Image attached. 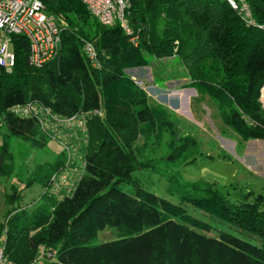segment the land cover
Returning <instances> with one entry per match:
<instances>
[{"label": "trees", "instance_id": "16d2710c", "mask_svg": "<svg viewBox=\"0 0 264 264\" xmlns=\"http://www.w3.org/2000/svg\"><path fill=\"white\" fill-rule=\"evenodd\" d=\"M42 1L60 18L55 57L31 67L26 39L10 33L14 60L10 67L0 65V178L12 174L43 189L34 205L17 203L4 211V255L16 264H264V195L249 199L247 190L228 200L209 181L182 179L176 167L199 157L200 143L181 134L167 107L149 99L125 72L150 65L152 81H163L171 58L182 66L188 78L182 86L195 90L196 103L214 105L239 140L257 138L264 146L258 100L264 0H245L254 21L247 25L225 0H132L125 12L129 33L117 22L100 25L79 0ZM85 41L92 43L97 65L83 54ZM27 100L64 116L101 109V116L86 120L84 172L69 196L45 189L50 173L63 165V151L28 169L13 154L15 143L23 158L49 139L33 118L7 110ZM143 168L164 178L168 196L140 183L134 171ZM11 190L4 200L13 204L19 191ZM216 223L227 230L214 228ZM105 226L115 237L93 242Z\"/></svg>", "mask_w": 264, "mask_h": 264}, {"label": "rangeland", "instance_id": "374dc122", "mask_svg": "<svg viewBox=\"0 0 264 264\" xmlns=\"http://www.w3.org/2000/svg\"><path fill=\"white\" fill-rule=\"evenodd\" d=\"M134 41V37H129ZM162 75L166 76L163 81H152L151 66L145 65L131 67L132 71L126 69L125 72L130 78L141 80L138 84L147 93L149 99L156 103H161L167 107L171 116L176 117V128L181 134L188 133L197 139L200 143L199 157L179 164L176 169L180 171L182 179L185 181L194 179H203L211 182L214 187L219 188L228 197V200L241 198L245 191L249 190L253 198L256 193L264 195V146L263 141L257 138L245 141L239 140L234 131L224 127L220 117L216 114L214 105L208 102H198L193 100L195 90L191 87L182 86L188 79L183 75L182 66L168 59ZM262 99V96H261ZM261 104L263 105L262 101ZM261 105V106H262ZM264 110V107H262ZM2 126H0V133ZM56 131V137L49 139L41 147L29 148L28 153L23 158L19 157L22 153L20 144L12 145L13 154L21 159L28 169L35 163H42L52 158L55 153L62 151L60 142H77L76 136ZM20 146V147H19ZM22 147L24 145L22 144ZM159 153V150H157ZM223 153V155H221ZM225 155V156H224ZM134 175L140 183L151 189L159 196L164 195V188L167 186L163 177L158 173L149 171L145 168L136 169ZM126 188V186H124ZM18 190L19 196L16 201L7 203L4 200V194L12 190ZM43 189L37 183H31L29 186L23 185L22 180H18L12 174L0 178V220H3L4 211L17 203L34 205V200ZM185 208L189 213L200 215V211L192 206ZM214 228L226 229L224 223H216ZM211 228L209 234L216 236L217 231ZM115 237L113 228L105 226L99 229L93 237V242L111 241ZM254 243L256 240L251 239Z\"/></svg>", "mask_w": 264, "mask_h": 264}, {"label": "built area", "instance_id": "2783aa9c", "mask_svg": "<svg viewBox=\"0 0 264 264\" xmlns=\"http://www.w3.org/2000/svg\"><path fill=\"white\" fill-rule=\"evenodd\" d=\"M88 13L93 15L100 25L118 23L124 32L129 33L126 24V10L132 0H79ZM231 9L246 23H254L251 8L245 0H225ZM42 0H0V65L11 66L13 53L9 44L10 33L20 34L27 41V63L38 68L55 57L60 46V18L47 11ZM82 52L90 65H97V54L91 42L85 41ZM136 81V80H135ZM137 80L135 83H140ZM264 84L259 91L261 99ZM262 100V99H261ZM264 107V100H262ZM11 115L26 119L33 118L40 132L52 139L56 131H64L77 138V142H60L63 148V165L50 173L45 187L48 193L61 198L69 196L84 172L83 150L86 143V124L89 117L101 116L100 108L79 110L66 116L52 111L49 107L34 101L16 102L7 109ZM0 264H16L4 255L0 246Z\"/></svg>", "mask_w": 264, "mask_h": 264}, {"label": "bare ground", "instance_id": "6f19581e", "mask_svg": "<svg viewBox=\"0 0 264 264\" xmlns=\"http://www.w3.org/2000/svg\"><path fill=\"white\" fill-rule=\"evenodd\" d=\"M262 100H264V89H263V91H262Z\"/></svg>", "mask_w": 264, "mask_h": 264}, {"label": "crops", "instance_id": "0c3cea01", "mask_svg": "<svg viewBox=\"0 0 264 264\" xmlns=\"http://www.w3.org/2000/svg\"><path fill=\"white\" fill-rule=\"evenodd\" d=\"M133 69H135V68H131L129 71H132Z\"/></svg>", "mask_w": 264, "mask_h": 264}, {"label": "water", "instance_id": "95a60500", "mask_svg": "<svg viewBox=\"0 0 264 264\" xmlns=\"http://www.w3.org/2000/svg\"><path fill=\"white\" fill-rule=\"evenodd\" d=\"M258 100H259V101H262L259 97H258Z\"/></svg>", "mask_w": 264, "mask_h": 264}]
</instances>
